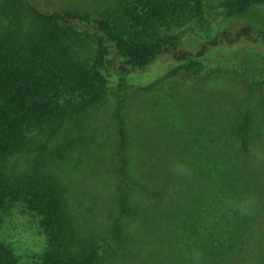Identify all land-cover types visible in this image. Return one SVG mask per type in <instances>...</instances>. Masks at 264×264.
Instances as JSON below:
<instances>
[{"label":"trees","instance_id":"obj_1","mask_svg":"<svg viewBox=\"0 0 264 264\" xmlns=\"http://www.w3.org/2000/svg\"><path fill=\"white\" fill-rule=\"evenodd\" d=\"M256 3L264 0H226L222 6L243 9ZM40 4L39 0H0V212L12 201H21L38 216L46 247L37 264H116L120 259L118 244L126 240L132 243L124 231L123 217L136 211L131 183L138 181L130 173L129 161L127 173V133L122 114L125 91L131 86L119 82L121 98L115 112L118 173L123 182L128 180V193L119 185L120 208L113 210L118 216H113L104 237L82 226L59 163L63 147L67 144L81 147V153L88 151L86 115L106 98L115 73L144 70L154 58L169 53L177 63L138 89L148 90L163 79L177 76L195 79L202 74L201 58L209 48L222 41L232 44L242 36L264 41V33L253 37L248 27H241L219 34L194 52L181 47L182 39L174 29L191 22L206 24L202 0H103L82 10L48 9ZM262 86L264 76L246 83L250 95L254 87ZM215 113L222 115L219 107ZM253 125L254 113L247 106L228 131L229 137L212 132V149L204 145L190 154L191 159L180 157L154 164L148 174L157 177L150 178L157 181V193L162 197L168 190L169 194L192 191L194 187L186 177L196 172L194 158L206 164L204 170L213 175L207 197L245 187L248 161L244 162L242 154H248ZM60 136L65 144L58 146V153L52 152L47 144ZM183 148L181 155L190 152L189 144ZM14 159L23 160L25 166L13 168ZM177 168L187 169V174ZM185 209L190 216L195 207L187 204ZM172 218L154 223L164 228L165 223L168 225V235L162 234L158 248L165 249L168 242L172 264H184L181 251L192 245L190 241L195 246L197 242L207 246L206 240L221 242L226 236L230 239L227 248L217 246L195 257L191 254L185 264H228L236 257L237 241L248 229L235 223L205 239L195 222ZM178 239L183 242L177 243ZM156 255L154 264L160 260ZM0 264H19L12 248L1 241Z\"/></svg>","mask_w":264,"mask_h":264},{"label":"rangeland","instance_id":"obj_2","mask_svg":"<svg viewBox=\"0 0 264 264\" xmlns=\"http://www.w3.org/2000/svg\"><path fill=\"white\" fill-rule=\"evenodd\" d=\"M39 1L41 6L48 9L76 10L103 2ZM202 1L206 24L199 26L191 22L174 29V33L182 39V48L195 52L201 45L219 37V34L241 27H248L253 37L264 33V3L232 9L222 6L226 0ZM201 59L204 69L200 77L166 78L148 90H139L138 87L152 83L177 63L169 53L154 58L144 70L115 73L111 76L106 98L86 115L88 151L81 153V147L71 149L67 144L61 151L59 163L82 226L106 236L113 216H118V212L113 210L120 208L119 195L122 191L119 185H123L128 193V180L123 182L122 175L118 173L116 149L119 134L115 112L121 98L119 82L131 86L125 91L122 114L127 133L124 153L127 173L129 161L130 173L138 181L135 185L131 183L136 211L129 217H123L124 231L132 243L128 244L126 240L124 244H118L120 259L116 264H154V254L160 259L156 264H172L169 258L173 255L168 250V242L165 249L158 248L162 234L168 235V225L165 223L164 228L154 224L173 221L172 217L188 220L187 224L195 222L200 236L205 239L211 238L214 233L219 235L221 229L225 231L235 223L248 226L246 233L237 241L233 253L236 257L231 258L228 264H264V86L260 89L254 87L252 95L246 87L247 81L264 76V41L246 36L232 44L222 41L209 48ZM247 106L254 113V125L248 154L245 156L241 153L244 162L246 159L248 161L246 186L217 194L215 198L207 197L206 191L214 178L204 170L206 164H200L194 158L196 172L186 177L188 184L194 187L192 191L169 194L171 191L168 190L160 197L157 181L152 180L157 177L153 173L150 176L148 170L154 164L178 161L180 157L182 160L191 159L190 154L201 150L204 145L212 149V132L229 137L228 131H231L230 128ZM218 107L221 117L215 113ZM64 141L61 136L51 141L47 144L49 150L58 153L57 148L65 144ZM188 144L190 152L181 155L183 147L186 148ZM11 165L15 169L25 166L23 160L16 159L12 160ZM250 202L251 207L245 213L243 209ZM187 204L195 207L190 216L185 214ZM249 217L251 221L248 223ZM212 240H206L207 246L199 242L195 246L190 241L192 245L181 251L185 257L183 263L190 260L191 254L195 257L213 247L227 248L230 245L227 236L221 242ZM0 241L12 248L19 264H37L46 247L38 216L21 201H12L6 211L0 212ZM179 242L183 241L178 239Z\"/></svg>","mask_w":264,"mask_h":264},{"label":"clouds","instance_id":"obj_3","mask_svg":"<svg viewBox=\"0 0 264 264\" xmlns=\"http://www.w3.org/2000/svg\"><path fill=\"white\" fill-rule=\"evenodd\" d=\"M177 171L178 172H181L182 174H187V169H180V168H177ZM251 207V202L243 209V211L245 213H247V211L250 209Z\"/></svg>","mask_w":264,"mask_h":264}]
</instances>
